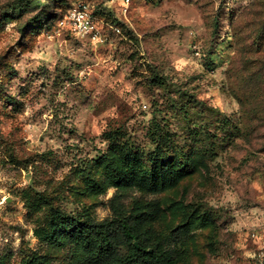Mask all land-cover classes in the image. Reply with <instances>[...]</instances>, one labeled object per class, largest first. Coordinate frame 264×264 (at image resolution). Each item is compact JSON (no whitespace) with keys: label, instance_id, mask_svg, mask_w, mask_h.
Returning a JSON list of instances; mask_svg holds the SVG:
<instances>
[{"label":"rangeland","instance_id":"rangeland-1","mask_svg":"<svg viewBox=\"0 0 264 264\" xmlns=\"http://www.w3.org/2000/svg\"><path fill=\"white\" fill-rule=\"evenodd\" d=\"M80 4L100 39L76 31ZM111 159L183 164L175 185L122 199L156 236L187 223L177 264L253 263L264 0H0V264H81L66 220L112 214Z\"/></svg>","mask_w":264,"mask_h":264},{"label":"trees","instance_id":"trees-1","mask_svg":"<svg viewBox=\"0 0 264 264\" xmlns=\"http://www.w3.org/2000/svg\"><path fill=\"white\" fill-rule=\"evenodd\" d=\"M129 170L114 159L107 163L110 176L118 182V193L111 201L112 214L97 219L84 214L66 220L67 228L75 241V257L81 264H177L184 239L188 234L187 223L176 226L165 236H156L145 225L151 222L143 211L128 213L122 199L126 188L132 183L148 190L175 185L184 171L181 163L165 164L161 167L140 168L135 160ZM36 234L43 238V228ZM262 241V239H260ZM46 255L33 257L28 264H49Z\"/></svg>","mask_w":264,"mask_h":264},{"label":"built area","instance_id":"built-area-1","mask_svg":"<svg viewBox=\"0 0 264 264\" xmlns=\"http://www.w3.org/2000/svg\"><path fill=\"white\" fill-rule=\"evenodd\" d=\"M125 6L129 5L131 0H124ZM71 20L74 24L76 31L80 34L87 35L94 39L102 37V31L98 26V18L89 10L87 5L80 4L74 7L70 12ZM253 236H256L253 233ZM257 238H259L257 236ZM252 264H264V243L259 245L253 255Z\"/></svg>","mask_w":264,"mask_h":264}]
</instances>
